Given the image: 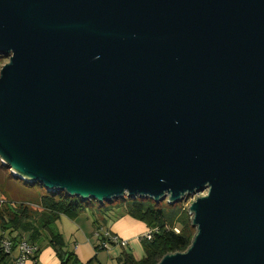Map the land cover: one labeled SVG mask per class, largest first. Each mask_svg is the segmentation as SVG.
I'll return each instance as SVG.
<instances>
[{
  "label": "water",
  "instance_id": "95a60500",
  "mask_svg": "<svg viewBox=\"0 0 264 264\" xmlns=\"http://www.w3.org/2000/svg\"><path fill=\"white\" fill-rule=\"evenodd\" d=\"M0 163L45 192L192 201L157 264H264V0H0Z\"/></svg>",
  "mask_w": 264,
  "mask_h": 264
},
{
  "label": "trees",
  "instance_id": "16d2710c",
  "mask_svg": "<svg viewBox=\"0 0 264 264\" xmlns=\"http://www.w3.org/2000/svg\"><path fill=\"white\" fill-rule=\"evenodd\" d=\"M3 58L0 56V68L3 66ZM0 173L2 175L0 184L3 182V178L4 181L7 180L8 184L5 187H0L1 195L6 198L0 205V242L6 236L12 241L13 247H16L21 237L27 235L28 241L34 244L39 240L42 232L46 231L50 235L49 244L60 264H80L74 253L65 251L62 235L53 229V224L60 215L75 219L81 214L89 212L93 219L92 224L100 225L99 228H95L97 230L105 226L108 220L116 221L125 216L143 223L152 232L149 240L141 239L144 257L136 260L130 252L123 251L117 260L118 264H157L166 254L184 252L189 247L195 233L184 202L168 204L164 200L155 203L147 198L125 196L95 206L92 204L93 201H82L61 192L50 193L40 190L35 193L33 187L36 184H29L31 188L20 190L27 192L24 199H8L12 195L7 189L15 192L18 191L17 184L26 183L18 178H13L8 169L1 164ZM39 189L42 188L39 187ZM175 229L178 231L177 233ZM101 249L103 248L100 246L95 247L96 251ZM7 256L8 254H5L0 248V264H6ZM91 261L87 264H90Z\"/></svg>",
  "mask_w": 264,
  "mask_h": 264
},
{
  "label": "crops",
  "instance_id": "0c3cea01",
  "mask_svg": "<svg viewBox=\"0 0 264 264\" xmlns=\"http://www.w3.org/2000/svg\"><path fill=\"white\" fill-rule=\"evenodd\" d=\"M4 200V198H0ZM92 216L89 212H85L77 219H69L66 216L60 215L53 224L55 232L62 235L65 243V251L74 253L80 264L95 263L100 255L106 254V257H111L110 264H118L117 260L123 251H128L136 259L140 260L144 257V252L141 247V239L149 229L143 223L133 220L130 217H122L116 221H107L105 229L111 235L117 236L128 242L126 248L119 246H109L107 249L95 250L99 246V241L92 238L94 229L97 227L92 224ZM27 236V235H25ZM50 235L43 231L39 240L32 244L37 248L35 255L25 261L24 264H60L50 244ZM125 249V250H124ZM102 252V253H100ZM17 257V251L13 248L11 253L6 258V264H13ZM100 264L99 261H97ZM105 264H109L108 260Z\"/></svg>",
  "mask_w": 264,
  "mask_h": 264
},
{
  "label": "built area",
  "instance_id": "2783aa9c",
  "mask_svg": "<svg viewBox=\"0 0 264 264\" xmlns=\"http://www.w3.org/2000/svg\"><path fill=\"white\" fill-rule=\"evenodd\" d=\"M194 196L195 195L191 196L188 198V200L192 199V201H194L196 199L194 198L193 200ZM175 232L177 233L178 231L175 229ZM151 233V231H147V233L142 238L149 240ZM94 236L97 238V241H99V246L103 249H107L109 246L115 245L121 248H126L128 246L127 241L120 239L117 236L111 235L107 230L96 232L94 233ZM0 248L5 254L8 255L11 253L13 248L16 249L17 257L15 258L13 264H24L25 261L30 260L37 251V248L30 244L27 236L21 237L20 241L16 244V247H13L12 241L8 237L4 236L1 239Z\"/></svg>",
  "mask_w": 264,
  "mask_h": 264
},
{
  "label": "rangeland",
  "instance_id": "374dc122",
  "mask_svg": "<svg viewBox=\"0 0 264 264\" xmlns=\"http://www.w3.org/2000/svg\"><path fill=\"white\" fill-rule=\"evenodd\" d=\"M7 62H8V59H7V57L5 56L3 59H2V65H5V64H7ZM1 65V66H2ZM1 69V68H0ZM1 164V163H0ZM9 171V170H8ZM9 174H10V171H9ZM13 178H15L14 177V175H12V174H10ZM12 179V178H11ZM2 181V175H1V173H0V182ZM7 180H5L4 181V178H3V182L0 184V187H5V186H7L8 184H7V182H6ZM15 184H17V183H15ZM20 184V185H19ZM19 184H17V187H18V191H13V190H11V189H7V191L12 195V197H10V198H8V199H19V200H21V199H24V197H26V195H27V192H24V191H20L22 188L23 189H29V188H31L30 186H29V184L28 183H26V184H28V185H26V184H23L22 182H20ZM39 185H35L34 187H33V189L35 190V193L37 192V191H40L41 190V192H44V189L42 188V189H39V187H38ZM206 194V192H202V193H197V194H195V196L193 197V200H194V198H197V197H202V196H204ZM0 198H4V199H6L3 195H1V193H0ZM190 198V197H189ZM12 201H14V200H12ZM18 201V200H17ZM191 201H192V199L190 200H187L186 202H184V206H185V208L187 209L188 208V206H189V204L191 203ZM4 202V200H2V199H0V205H2V203ZM183 203V202H182ZM93 205H95V206H98L99 205V203H97V202H95V201H93V203H92ZM77 218H79V216L78 217H76L75 219H77ZM100 227V225L99 226H97V228H99ZM105 229V227H102L101 229H99V230H97V229H94V232L93 233H96V232H102L103 230ZM147 233V232H146ZM145 233V234H146ZM92 238L94 239V238H96L94 235H92ZM95 240H97V238L95 239ZM125 250V249H124ZM100 253H102V252H100ZM111 257L109 256V257H106V254L104 253L103 255H100V257L98 258V260L97 259H95V263L94 264H96V263H98L97 261H99V263L100 264H105L106 263V261L108 260V262H109V264L111 263ZM94 262V261H93Z\"/></svg>",
  "mask_w": 264,
  "mask_h": 264
}]
</instances>
